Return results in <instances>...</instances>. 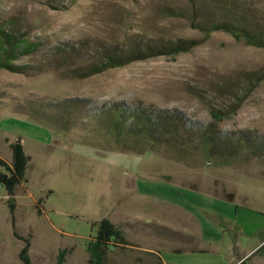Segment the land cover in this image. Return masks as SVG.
Instances as JSON below:
<instances>
[{
  "label": "rangeland",
  "instance_id": "rangeland-1",
  "mask_svg": "<svg viewBox=\"0 0 264 264\" xmlns=\"http://www.w3.org/2000/svg\"><path fill=\"white\" fill-rule=\"evenodd\" d=\"M194 1L199 22L237 15L252 30L264 31V0ZM169 9L177 15H169ZM9 19L45 47L81 46L85 59L142 40L202 38L190 26L187 0H0V24ZM41 59L38 53L21 62ZM65 101L93 114L114 104H141L178 115L198 129L212 126L221 136L264 139V49L217 32L187 53L83 79L46 70H0V159L10 164L9 144L19 139L31 158L26 182L15 191L14 228L0 188V264H21L26 240L30 264H57L61 252V264H89L92 225L102 219L120 227L127 241L108 252L104 264H213V257L174 252L187 248L186 236L196 237L194 219L200 237L201 231L207 236V225L224 233L232 221L244 250L262 238L264 159L242 161L237 155L230 165H221L197 154L185 161L158 143L142 154L131 152L112 144V135L91 119L55 123L50 115ZM237 104L236 112L220 122L210 115L212 109L226 112ZM43 105L50 112L37 117ZM251 232L256 234L246 238ZM177 233L184 235L179 244Z\"/></svg>",
  "mask_w": 264,
  "mask_h": 264
},
{
  "label": "trees",
  "instance_id": "trees-1",
  "mask_svg": "<svg viewBox=\"0 0 264 264\" xmlns=\"http://www.w3.org/2000/svg\"><path fill=\"white\" fill-rule=\"evenodd\" d=\"M187 2L190 9V26L202 35L200 40L178 39L156 44L142 40L122 47L95 51L94 55L87 59L82 58L84 54H82L81 46L66 44L63 47H45L43 41L30 37L23 28L18 27L14 19L6 20L0 24V70L19 74L46 70L63 77L83 79L127 66L133 62L187 53L204 44L213 33L217 32L227 33L235 41L243 42L248 46L264 49V31L252 30L237 15L231 16L228 20L220 18L213 22H199V8L195 1L187 0ZM168 13L171 16L177 15L171 9ZM38 53L42 55L38 64L21 62L23 58ZM33 106L36 105H31V108L35 110ZM43 107V112L38 108L37 117L49 114V107L44 105ZM55 107L56 113L50 115L55 123L67 125L75 120L81 123L82 120L88 122L91 119L89 122H93V126L112 135V144L124 146L131 152L142 154L147 147L151 149L154 143H158L171 147L178 154L181 153L179 157L185 161L197 154L208 157L207 161L214 158L221 165H230L231 158L237 155L242 161L246 159L248 161L251 158L264 159V139L262 138L253 140L243 134L221 136L212 130V126L208 131L198 129L186 125L183 118L178 115L153 112L141 104L130 107L114 104L95 109L94 114L84 109L79 103L74 104L69 101L60 105L56 104ZM238 107V104L234 105L226 112L212 109L210 115L220 122L234 114ZM9 149L10 164L0 159V188L5 191L11 227L14 228L15 191L18 186L26 182V171L31 158L25 153L20 139L10 143ZM92 227L95 228L96 233L87 245L90 254L89 264H104L108 252L113 248L124 247L127 242L126 236L120 227L113 225L107 219L94 223ZM169 233L173 235V232ZM177 237L180 238V234L177 233ZM262 249H264V244L257 251ZM28 251L29 243L26 240L19 253L21 264H30ZM63 255L64 253L61 252L57 264H61ZM240 264H244V261Z\"/></svg>",
  "mask_w": 264,
  "mask_h": 264
},
{
  "label": "crops",
  "instance_id": "crops-1",
  "mask_svg": "<svg viewBox=\"0 0 264 264\" xmlns=\"http://www.w3.org/2000/svg\"><path fill=\"white\" fill-rule=\"evenodd\" d=\"M193 201H195V199H191L190 202L191 206L193 204L195 205V202ZM224 203H227V200H224ZM208 209L211 211V213H217L211 208ZM190 213L192 214V212ZM224 213L226 212L224 211ZM218 214L222 216L225 215L221 213ZM225 216L228 219L230 218L227 215ZM228 222L229 225L228 227H226L227 230L224 229V233L225 231L233 230L231 234L226 233L225 236L223 235L224 233L217 232L216 227L214 225H207L206 228V231H208L207 236L205 235L204 232L201 231L202 237H200L198 235L200 226L197 224V221L194 219V223L196 224L198 230V233H196L195 235L196 237L191 236L189 238L186 236L185 245L187 246V248L183 249L182 252H178L180 251L178 249H176V251L174 252H177V254L180 253V254H191V255H205V256L213 257L215 258L213 264H240L242 261H244V264H250L251 261L253 262L252 264H264V255H259V251H257L264 243V236H262V238H260V240L256 241L254 244H250L247 250H244L239 238L242 237L239 233V228L236 227L233 228L234 223L232 221H228ZM257 232L259 233L261 232V230H258ZM254 234H256V232H251L248 236H246V238H252ZM183 238L184 235L180 234V238L177 237V244H179L178 241H181L180 239ZM220 239L222 240V242ZM222 252H224V257H221Z\"/></svg>",
  "mask_w": 264,
  "mask_h": 264
}]
</instances>
